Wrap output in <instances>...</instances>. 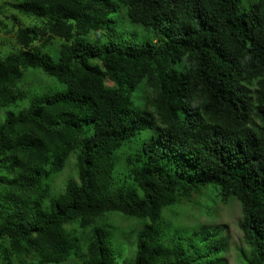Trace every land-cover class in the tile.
<instances>
[{
  "label": "trees",
  "instance_id": "obj_1",
  "mask_svg": "<svg viewBox=\"0 0 264 264\" xmlns=\"http://www.w3.org/2000/svg\"><path fill=\"white\" fill-rule=\"evenodd\" d=\"M248 1L0 4L17 24L0 55V264H118L113 218L132 225L124 264H224L220 226L173 222L209 187L239 204V262L264 264V0ZM38 71L64 89L22 87ZM71 153L78 181L55 192Z\"/></svg>",
  "mask_w": 264,
  "mask_h": 264
},
{
  "label": "rangeland",
  "instance_id": "obj_2",
  "mask_svg": "<svg viewBox=\"0 0 264 264\" xmlns=\"http://www.w3.org/2000/svg\"><path fill=\"white\" fill-rule=\"evenodd\" d=\"M5 0H0V4ZM242 3L245 7L250 4L248 0H242ZM14 10L6 7L0 13V55L5 56L14 49L13 46H16V22L9 17ZM116 22L115 25L120 32H123L126 35V38H129L134 42V44H143L146 42V36L142 33L141 28L137 23L130 21L122 11L115 12ZM18 20L20 22L29 23L28 19L18 15ZM62 40L59 38H50L45 44V49H49L48 53L51 55L52 59H56L55 49L58 48ZM39 72V71H38ZM39 76L29 78V75L25 76V81L22 87H29L32 84L36 86L39 91L46 90H63L64 86L54 83V80L49 78V76L44 75L39 72ZM42 78L38 80V78ZM49 80V81H48ZM10 108H5L0 112V117H3L6 110ZM14 109V108H12ZM75 153H71L68 157V162L64 166L63 171L57 175H51L45 180L54 185L55 192L62 191L64 186L67 183H75L78 181L75 169ZM117 168V166H116ZM212 187L205 189L206 191L202 194L192 195L188 199H184L181 205H178L179 208H175V211H180L184 216L188 213H193V216L187 220L185 217L178 216L173 220L175 224L181 226H188L190 224H199L205 225L207 227H221V238L225 240L226 246L224 252L221 254V258L224 261V264H241L237 257V249L242 248L244 245L242 240L241 232L237 226V221L240 219V207L236 201H231L229 204H224L220 202L215 196V191L213 193L209 191ZM206 206V207H205ZM169 213V212H167ZM116 215V214H112ZM112 218V217H111ZM132 219V218H131ZM128 222V220H125ZM114 224L112 230L111 239L112 242L121 241L122 233L125 232V238L121 242L119 254L116 255V261L118 264H124L132 253V247H124L127 244L129 238L126 237L127 232L131 229L132 225H128L126 222H123L119 219H112ZM126 225V226H125ZM115 237V239L113 238ZM115 240V241H114ZM4 245L3 242L0 243V247ZM124 247V248H123ZM53 264V263H48Z\"/></svg>",
  "mask_w": 264,
  "mask_h": 264
}]
</instances>
